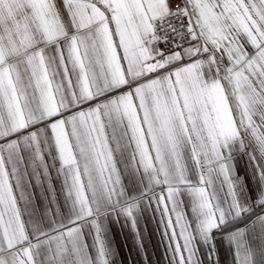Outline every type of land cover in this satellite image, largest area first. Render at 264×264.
<instances>
[{
	"label": "snow or ice",
	"instance_id": "1",
	"mask_svg": "<svg viewBox=\"0 0 264 264\" xmlns=\"http://www.w3.org/2000/svg\"><path fill=\"white\" fill-rule=\"evenodd\" d=\"M0 264H264V0H0Z\"/></svg>",
	"mask_w": 264,
	"mask_h": 264
},
{
	"label": "crops",
	"instance_id": "2",
	"mask_svg": "<svg viewBox=\"0 0 264 264\" xmlns=\"http://www.w3.org/2000/svg\"><path fill=\"white\" fill-rule=\"evenodd\" d=\"M152 228L154 229L155 228V224L152 225ZM159 242V235L157 234L156 236L153 237V240L150 244V248H152V245H155ZM153 252H154V256L153 258L155 259L156 258V255H158L159 253L156 251V249L152 248ZM125 251V255L127 254V249L124 250ZM163 249L160 248L159 249V252H162Z\"/></svg>",
	"mask_w": 264,
	"mask_h": 264
}]
</instances>
